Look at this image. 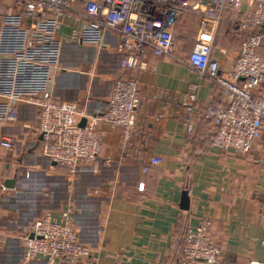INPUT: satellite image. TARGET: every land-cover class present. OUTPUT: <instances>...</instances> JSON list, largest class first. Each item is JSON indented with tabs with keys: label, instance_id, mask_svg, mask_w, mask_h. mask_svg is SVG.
Returning <instances> with one entry per match:
<instances>
[{
	"label": "crops",
	"instance_id": "0c3cea01",
	"mask_svg": "<svg viewBox=\"0 0 264 264\" xmlns=\"http://www.w3.org/2000/svg\"><path fill=\"white\" fill-rule=\"evenodd\" d=\"M235 15H223L213 46L221 73L230 70L242 38L238 32H229ZM78 27L77 23L63 25L59 35L67 37ZM189 30L187 39H179L186 38ZM175 33V49L188 53L196 39V17L187 16L175 26ZM257 52L264 56V37ZM119 62L114 33L105 35L102 46L65 41L61 68L53 76L54 95L80 110H103L120 72ZM149 63L152 70L131 72L144 95L137 116L139 133L131 141L132 148L139 149L137 154L120 152V130L105 127L100 158L71 170L50 163L42 154L35 106L20 103L15 121L0 120V134L15 143L12 150L0 147L1 182L15 179L14 188L0 187V264H45L42 258L23 260L24 235L34 220L28 221L31 204L22 206V197L17 196L24 174L30 178V170L20 169L26 162L31 168L40 166L41 171L61 166L68 172V176L57 172L53 177L56 200L51 212L58 216L73 202L74 227L92 249L95 264H172L186 227L203 219L212 222L211 234L221 250L222 264L264 258V130L249 153L215 146L214 128L202 112L210 102L224 100L221 87L181 62L150 57ZM191 91L197 94V118L194 132L188 134L181 102ZM254 92H264V78ZM158 112L163 117L154 120L152 114ZM153 156L158 163L143 172L141 165ZM183 190L188 193L187 210L180 208Z\"/></svg>",
	"mask_w": 264,
	"mask_h": 264
},
{
	"label": "built area",
	"instance_id": "2783aa9c",
	"mask_svg": "<svg viewBox=\"0 0 264 264\" xmlns=\"http://www.w3.org/2000/svg\"><path fill=\"white\" fill-rule=\"evenodd\" d=\"M228 9L242 12L236 27L246 35L230 70L221 73L212 46L221 14ZM187 14L196 17L197 34L192 49L181 54L175 49V26ZM69 23L79 27L61 37L59 29ZM107 33L118 39L120 72L112 81L106 107L91 112L56 98L53 76L61 68L65 41L102 46ZM263 37L264 0H0V97L4 99L0 120L15 121L20 103L35 106L42 154L50 163L71 170L100 158L105 127L120 130V152L137 154L139 149L132 148L131 141L139 133L137 116L144 95L131 72L152 70L149 58L155 57L181 62L221 87L224 100L210 102L202 112L214 128L212 142L221 149L249 153L264 130V92H254L264 78V56L257 52ZM181 107L185 131L192 134L197 94L188 92ZM162 117L161 112L152 114L154 120ZM0 147L12 150L15 143L0 134ZM2 160L0 154V164ZM157 163L153 156L141 170L147 172ZM0 187L6 188L1 179ZM73 208L70 201L58 216L47 211L30 223L24 235L25 262L42 258L45 264L96 263L92 249L74 227ZM211 227L209 219L187 226L172 264H222ZM248 264H264V258Z\"/></svg>",
	"mask_w": 264,
	"mask_h": 264
},
{
	"label": "rangeland",
	"instance_id": "374dc122",
	"mask_svg": "<svg viewBox=\"0 0 264 264\" xmlns=\"http://www.w3.org/2000/svg\"><path fill=\"white\" fill-rule=\"evenodd\" d=\"M21 165V170H30L31 172L28 173L30 176L29 179L28 176L24 174V182L20 181V185L18 187L19 193L17 195L18 197H22L20 198L22 206L31 204L33 212H31V220H28L30 222L38 217V213L52 211L54 209L53 202L56 199H54L53 177L57 175V172L63 173L62 176H68V172L61 166H57V168L54 167L52 169L47 168L45 171H41L42 169L40 166L31 168L30 166H27V162ZM65 200L67 201L68 198Z\"/></svg>",
	"mask_w": 264,
	"mask_h": 264
},
{
	"label": "trees",
	"instance_id": "16d2710c",
	"mask_svg": "<svg viewBox=\"0 0 264 264\" xmlns=\"http://www.w3.org/2000/svg\"><path fill=\"white\" fill-rule=\"evenodd\" d=\"M226 12H233V13H236V15H235V18L232 20V24H231V26H230V28H229V32H231L232 34H234V33H236V32H238L237 31V27H236V22L241 18V16H242V12H236V11H234V10H232V9H228V10H224L223 12H222V14H221V19H222V17H223V15L226 13ZM189 15H191V14H187V15H185L184 17H181L179 20H178V22L176 23V26L179 24V23H181V22H183L184 20H185V18L187 17V16H189ZM221 21V20H220ZM220 23V22H219ZM218 27H219V25H218ZM191 30H189L188 32H187V37L185 38V36H183L182 37V35L179 37V39H187L188 38V36H189V34L188 33H192V32H190ZM217 33H218V28H217V32H216V34H215V37H214V41H213V46H214V44H216V40H217ZM242 35V38L246 35L245 33H243V34H241ZM241 38V39H242ZM213 46H212V48H213ZM192 49V48H191Z\"/></svg>",
	"mask_w": 264,
	"mask_h": 264
},
{
	"label": "water",
	"instance_id": "95a60500",
	"mask_svg": "<svg viewBox=\"0 0 264 264\" xmlns=\"http://www.w3.org/2000/svg\"><path fill=\"white\" fill-rule=\"evenodd\" d=\"M84 123H85V119H81L80 122H79V125L83 126ZM39 138H41V135H40ZM53 164H55V163H53ZM3 184H4L5 187L14 188L15 179L14 178H7V179L4 180ZM188 207H189L188 193H187L186 190H183L182 191V195H181V199H180V208L183 209V210H187Z\"/></svg>",
	"mask_w": 264,
	"mask_h": 264
}]
</instances>
